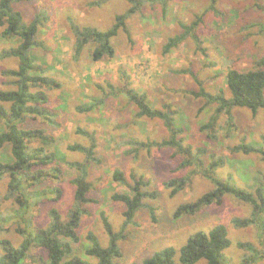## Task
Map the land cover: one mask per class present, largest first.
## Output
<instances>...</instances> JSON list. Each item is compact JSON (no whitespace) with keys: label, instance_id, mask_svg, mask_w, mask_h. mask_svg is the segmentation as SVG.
Wrapping results in <instances>:
<instances>
[{"label":"rangeland","instance_id":"1","mask_svg":"<svg viewBox=\"0 0 264 264\" xmlns=\"http://www.w3.org/2000/svg\"><path fill=\"white\" fill-rule=\"evenodd\" d=\"M95 1L31 0L16 6L25 23L40 11L47 13L48 19L37 35L41 46L34 49L32 55L36 72L53 77L60 86L54 90L44 89L52 114L46 118L26 117L21 127L43 131L54 138L55 142L47 150L57 155L56 165L62 173L57 178L47 177L41 184L33 185L32 191L45 193L31 200L23 210H19L14 199L6 197L9 178L5 175L0 180V238L18 246L25 235L16 230L26 232L28 222L38 229L46 228L51 223L49 212L52 209L57 211L60 220H66L75 206V188L70 180L78 171L65 162L82 163L85 159L83 154L68 151L66 146L89 145L88 139L77 133V129H82L94 134L98 163H89L87 167L86 180L91 184L88 197L94 202L85 205L86 214L77 231L79 242L73 247V255L92 260L84 256L89 245L88 232L95 234L100 244L106 246L107 236L100 212L105 213L115 231L120 230L124 206L112 201L111 195L129 194L132 185L129 174H134L147 183L143 190L154 192L156 197L143 200L144 207L136 213L133 225L127 227L126 238L119 243L122 259L118 263L139 264L137 262L166 247L178 251L190 235L223 225L230 246L224 250L222 264H242L247 252L239 249L237 243H249L257 250L263 249L264 243L256 224L238 227L233 223V219L251 215L249 204L226 195L219 205L206 206L194 214L174 220L173 213L180 205L196 201L213 188L201 174L211 162L221 159L215 169L216 177L223 180L228 177L237 188L253 192L263 181L264 163L260 156L231 153L229 147L242 141H261L264 109L252 114L248 109L234 108L233 125L222 115L216 128L217 139L211 140L209 133L202 132L200 127L208 122L215 105L207 106L204 99L195 98L187 91L198 89L191 77L196 76L205 91L215 94L221 89L228 98L226 72L231 68L252 69L264 56V0H215L213 3L212 0H167L164 6L158 0H141L140 10L126 21L131 42L119 32L112 40L113 58L92 61V45L85 47L76 58L70 21L79 27L106 30L113 24L115 15L124 13L130 6L125 0H105L101 5H93ZM196 16L202 17L195 30L198 41L187 37L177 48L163 54L167 38L182 32L180 24H189ZM15 45L16 41L0 38V50ZM17 66L15 58L0 60V88L14 89L12 78L3 76L2 71ZM107 83L119 91L128 85L138 93H145L156 109L170 103L177 112L176 126L183 129L178 135L183 146H190L193 154L198 148L206 150L207 154L200 156L203 166H199L196 159L191 160L189 166H183L188 157L173 148H151L149 151L142 148V144L150 141L167 139L169 132L157 119L137 117L135 106L128 103L121 92L106 88ZM99 99H103L102 103L92 111H76L77 106H86ZM37 146H41L37 140L30 142L31 148ZM11 160L10 145H5L0 149V162L10 163ZM115 170L122 173L124 184L113 180L111 174ZM187 175H191L190 182L182 191L170 196L166 182L184 179ZM51 188L60 191L57 197L54 193H46ZM148 207L153 208L155 221ZM45 259L42 249L33 248L24 264H47ZM177 261L178 253L174 264H178ZM253 264H264V258Z\"/></svg>","mask_w":264,"mask_h":264},{"label":"trees","instance_id":"2","mask_svg":"<svg viewBox=\"0 0 264 264\" xmlns=\"http://www.w3.org/2000/svg\"><path fill=\"white\" fill-rule=\"evenodd\" d=\"M24 1L31 0H0V38L16 41L14 47L0 50V60L12 57L18 61L16 69L2 71L3 76L12 78L11 86H14V89L0 88V124L3 125V128L0 129V149L5 145H10L12 159L10 163L0 162V180L5 175L9 178L6 197L14 199L19 210L28 208L31 200L44 195V191H32L33 185L41 184L47 177L57 178L62 173L56 165L57 155L53 151L47 150V147L55 142L54 138L43 131L25 130L21 127L26 117L46 118L52 114L48 109L49 99L44 89L54 90L60 86L53 77L36 72L35 57L32 55V51L41 46L37 35L39 28L47 21L48 17L46 12L40 11L30 22L25 23L21 12L16 9V6ZM104 1L97 0L93 2V5H101ZM125 1L129 3V8L124 13L115 15L113 24L106 30L79 27L74 22H69V28L74 37L76 58L88 45L93 46L92 61L113 58L115 49L112 40L119 32L124 33L127 40L131 42L126 21L132 14L137 13L143 4L141 0ZM165 1L167 0H158L163 6ZM213 2L215 0H212ZM210 7L214 8L212 5ZM201 21L202 17L196 16L189 24L181 23L182 32L167 38L162 47V53L167 54L177 48L187 37H191L197 42L195 30ZM191 77L198 85V89L187 92L195 98L204 99L207 106L215 105L208 122L200 127L202 132H207V135L209 133L208 138L211 140L217 139L216 128L222 115L226 116L227 121L233 125L234 119L231 113L234 108H245L252 114L264 109V56L255 62L252 69L240 71L237 68H231L226 72V90L230 94L228 98L225 97L221 89H218L215 94L205 91L201 81L197 80L196 76ZM106 88L116 93L117 91L121 92L128 103L135 106L137 117L157 119L169 132L170 135L167 139L150 141L147 145L142 144V148L147 151L151 148H173L188 157L183 166H189L193 159H196L199 166H203L204 162L200 156L206 155V150L198 148L193 154L190 146H183L182 139L178 137L183 129L176 126L177 112L170 103H164L160 109H156L150 105L145 93H138L128 85L121 87V91L109 83ZM98 89L104 92L103 89L99 87ZM102 101L103 99H99L86 106H77L76 111L90 112ZM77 133L85 136L89 145L69 144L66 146L68 151L81 153L85 158L82 163L64 161L69 168L78 171L77 176L70 180L75 188L73 195L75 206L69 211L64 221L60 220L56 210H50L51 223L44 229L33 227L31 222H28L26 232L17 229V233L25 235L18 246H14L8 239L0 238V264H24L33 248H39L45 252L47 264H120L118 261L122 259V252L119 243L125 240L127 227L133 225L136 213L144 207L143 200L146 198L154 200L156 196L154 192L143 190L147 186L143 177L129 174L132 181L129 194L113 193L111 195L112 201L119 202L124 206L123 223L120 230L115 231L105 213L100 212L99 218L107 236L106 246L100 244L95 234L88 232L86 239L89 241V245L84 250V256L92 260L73 255V247L79 242L77 231L80 228L82 217L86 214L85 205L94 202L88 197L91 184L86 180L87 167L89 163H98L95 156L94 134L82 129H77ZM36 140L40 142L41 146H37L35 149L31 148L30 142ZM229 151L243 155L257 154L264 163V135L259 143L242 141L229 147ZM220 161L221 159L211 162L208 168L201 173L202 177L212 183L213 188L206 191L196 201L177 207L173 213V219L176 220L182 215L194 214L206 206L219 205L222 198L229 195L252 207L251 215L248 218H236L233 219V223L238 227L256 224L259 233L264 238V178L261 183L257 184L253 192L237 188L228 177L226 180L216 177L215 169ZM191 175H187L184 179H172L166 182L165 186L170 189V196L182 191L187 182H190ZM111 176L114 181L125 183V178L119 170H115ZM46 193H54L57 197L60 191L51 188ZM148 210L152 220L155 221L153 208L148 207ZM0 231H2L1 228ZM262 244L263 249L257 250L249 243H237L236 246L239 249L247 252L243 256L242 264H253L264 258V243ZM229 246L230 240L227 237L226 228L223 225H216L208 232L199 231L190 235L178 251L173 247H166L137 263L174 264L175 256L178 253V264H195L199 261H203L204 264H222L225 259L224 250Z\"/></svg>","mask_w":264,"mask_h":264}]
</instances>
